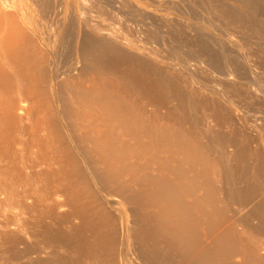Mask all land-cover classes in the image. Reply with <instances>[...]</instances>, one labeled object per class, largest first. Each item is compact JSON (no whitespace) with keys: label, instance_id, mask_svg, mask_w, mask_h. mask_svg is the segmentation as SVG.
<instances>
[{"label":"bare ground","instance_id":"1","mask_svg":"<svg viewBox=\"0 0 264 264\" xmlns=\"http://www.w3.org/2000/svg\"><path fill=\"white\" fill-rule=\"evenodd\" d=\"M71 3L69 12L75 9ZM66 4V0H0V212L9 211L7 218L0 219V264H130L132 255V260L143 264H235L231 259L235 254L243 264H264L259 252L264 246V162L257 157L264 146L262 151L261 146L252 148L247 136L239 138L234 132L229 138L220 130L228 118L222 105L234 109V77L224 75L223 80L230 83L226 86L224 82L220 91L203 87L194 77L181 74L154 48L129 42L92 19L84 28L71 26L72 31L77 28L74 37L69 33L72 43L63 38L72 44L71 61L63 65L60 37L68 35L66 30L63 34ZM225 8L214 13L228 23L235 22ZM97 15L105 16L101 9ZM72 20L70 17L75 23ZM47 24H53V35L45 31L50 27L46 29ZM121 90L126 96L131 91L130 96L138 93L143 102L134 94L136 101L150 104L152 112L175 100V109L165 115L174 116L187 108L190 119L197 123L202 111L208 125L205 121L206 127L196 130L191 124L193 138L175 126L150 121L148 125L143 113H134L129 97ZM199 93L224 103L217 100L221 108H214L220 105L196 98ZM143 105L138 106L142 111ZM196 110L200 113L193 116ZM201 117L198 120L202 121ZM114 120L120 125V135L124 130L140 135L149 131L154 138L147 143L140 138L141 143L129 147V137L124 145L127 148L119 146L122 139L116 147L119 136ZM253 127L262 131V127ZM76 128L81 131L75 137ZM88 137L96 144L91 139L87 142L95 146L77 145ZM210 146L217 150L212 166L211 162L203 164L201 157ZM126 151L144 158L150 152L148 160L159 153L165 156L155 163V174L145 173L147 164L151 165L146 161L138 176L143 158L139 156V166L123 163L121 156ZM88 162L92 166L102 163L104 169L96 170L105 171L96 174V167H89ZM125 167L133 170V176L137 171L139 194L146 207L156 210L148 214L149 220L145 217L142 226L136 225L139 229L127 220L123 196L119 195V187L126 184L120 175L124 171H119ZM212 167L216 177L211 178L208 172ZM107 171L116 173V178ZM126 190L128 194L132 189ZM137 191L134 196L139 195ZM207 239L210 241L204 245L202 241Z\"/></svg>","mask_w":264,"mask_h":264},{"label":"rangeland","instance_id":"2","mask_svg":"<svg viewBox=\"0 0 264 264\" xmlns=\"http://www.w3.org/2000/svg\"><path fill=\"white\" fill-rule=\"evenodd\" d=\"M69 1L70 0H66V3L68 4V5L66 4V6H67L66 9L69 7V5L71 3ZM71 1H72L71 5H74L75 9L73 10V12H71L72 9L70 6L69 8L71 9L70 10L71 13L68 11L69 8L67 9L68 12L66 14V17H67L66 19L68 20V18H69V20H68L69 22H67V20H65V23H66V24H64L65 29L63 30L64 31L63 34L65 33V30H66L68 35L65 33L66 34V35L64 34L65 37H63L64 35H62L60 37V39H61L60 43L62 42L61 44L63 45V47L61 45L62 52L60 55V61L62 62L63 65H65L71 61V55H70L71 49H69V48H71V46H72V44H70V43H72L71 38L74 37V33H75L76 29L78 27L80 29L84 28L87 25V22L88 21L90 22L91 21L90 19H92V22L94 20V22H97V23L99 22L103 27L111 28L114 32H116L118 35H120L122 38L128 40L129 42L135 43V44H137L141 47H144L146 49H151V47H152V50H154V49H155V51L157 50V52L159 54H161L164 59L166 58L165 59L166 61L172 62L174 67L177 70H180L181 74L194 77L200 83V85H202L203 87H206L208 89L214 90V88H215V90H217V91L222 90L223 88H221V87H223L224 82H225L226 86L230 83L229 81H227V83L229 82L227 84L226 79L223 80L224 79L223 76L226 74H231V76H233L234 80H235V81L231 82V84L233 86V91H234L232 93L233 94L232 97H233L234 104H235L234 109L232 108V110L234 112L231 110V108L229 106H226L227 105L226 103L222 102L219 99H216V101H215V99H212V101H211V100H209L210 99L209 96L207 97L202 93L196 94V98L197 97L205 98V99L209 98L207 100L211 106L214 105V102L218 103L219 101H221L220 103H224L225 106L222 105V109L224 107V111H223V112H225L224 115H226V117H228L227 120L225 121L226 123L224 122V125H221V127H220V130L221 131L223 130L222 131L223 134L226 132L224 134V136L226 135L225 137L231 138V137L236 135L235 133H237L236 136L239 138L242 135L245 137L247 136V138H249L250 141L252 140V142H250V143H253V144H250V146L254 145L253 147L257 148V149L259 148V146H261L259 149H261V151H262V148L264 146V138L262 137V135H264V131H263L264 130V0H77L79 2H77L76 0H71ZM74 1H76V2H74ZM218 5H220V7ZM88 6L90 7V9H88L89 8ZM78 7H80V8H78ZM99 8L101 9V12L104 13L105 16L99 17L97 15V12H100ZM211 8H212V10H211ZM217 8H221V9L225 8L226 10L230 11V13H232V16H234V17H232V18H234L233 21H235V22L239 21V22L235 23V22H231L232 21L231 20L228 23V21L226 22L224 19H221L217 15V13H214V12H216ZM103 9H105V10L107 9V10L103 11ZM73 14L75 17L72 16ZM70 17H71V20L73 19L72 21H75V23L70 21ZM75 18H76V20H74ZM235 18L238 20H236ZM73 24H75V25H73ZM48 25L49 24L45 25L46 29H47V27L50 26V25L49 26ZM52 25L53 24H51V26L47 30H45L50 35L51 34L53 35V33H55L54 32L55 28H52V27H54ZM66 25H70V26L67 27ZM71 26H72V28L77 27L75 29V31H74V29L72 31ZM45 28L43 27V29H45ZM50 28L52 30H50ZM69 29H70V31H69ZM71 31H72V33H71ZM69 33L73 37H71V35ZM66 37H68V38L66 39ZM63 38L66 39V41L69 40L68 42H70V43H68V42L66 43ZM69 44H70V46H69ZM200 60H201V63L199 64ZM203 61H204V63H202ZM195 64H196V66H195ZM162 77H164V76H162ZM116 87L119 89L118 84H116ZM123 89L125 90L124 87H123ZM236 89H237V91H236ZM124 90H121L122 91L121 93L123 95L125 94V93H123ZM131 92H129V93H131ZM129 93L128 94L126 93L127 96L126 95H124V96H126L127 98L129 97L128 102L130 101L129 105L131 106V109L134 111V113L139 114V116L143 115L142 117L145 120V122L147 121L146 123L148 125H150V122H151V124H153V122H155L154 125H159V124H162L165 126L168 125V127H171V128L173 126H175L176 129H179L184 134L186 133L189 136L192 135L191 136L192 138H193V133H189L190 131L194 130V129L193 130L190 129L191 124L193 126H195L196 130L202 129V128L206 127V125H208V122L204 119L203 115L201 114L202 111H200L201 113L199 111H197L198 109L200 110V108H197V110H196L197 112L195 111V113H193V116H194V114L196 115L199 112L200 114L198 115L199 117L197 116V118L200 119V117L202 115V117H201L202 121L196 119L197 123H193V120L190 119L192 117V114L190 112H188V111H190V109H187L186 107L185 108L187 109V111L184 113H182V112L185 111L186 109L183 110L182 112L177 111V113H179L177 115H179V116H177L176 114H174V116H173L172 113H168L167 115H165L166 112H169V109L176 106V104L175 105L173 104L176 102L175 100H174L175 102L172 101V103H169L167 106L165 105L164 107H161L159 109V111L157 110L159 113L157 111L152 112L151 111L152 106H147L150 104L145 103V105H143L144 103H142V105L145 106L144 109L145 110L148 109L147 111H144V109L142 111L138 107V106H141V108H142V105L140 104L142 99L139 97V94L134 92V94L137 96V98H139V100H138L134 94L132 96H130L132 93L131 94H129ZM133 96H135V97H133ZM136 100H138V101L141 100V101L138 102ZM217 100H219V101H217ZM132 101H134V102H132ZM220 103H218V104L220 105ZM136 104H138V106ZM218 104H216V105H218ZM208 107L211 108L210 106H208ZM136 108H137V110L139 109L138 110L139 112H135V111H137ZM214 108H221V105L216 106ZM172 109H175V107ZM225 109H227V111ZM214 111H216V109H214ZM228 112H229V114H228ZM141 113H143V114L141 115ZM237 113H239V114H237ZM180 114H181V116H180ZM144 116H146V117H144ZM161 117H163V118H161ZM166 117L167 118L170 117V119H167ZM180 117H182V118L185 117L184 118L185 121ZM171 118H172V120H171ZM208 119L211 120V118H208ZM228 119H230V120H228ZM167 120H168V122H167ZM114 121H111L112 124ZM205 121H206V125H204ZM84 122H83V124H84ZM171 122H172V124H171ZM180 122H181V124H180ZM99 123H100V121L98 122V124ZM196 124L198 125V127H196ZM200 124H201V126H200ZM212 124H213V122H212ZM113 125L115 128V129L113 128L114 131L117 130L116 132H118V133L115 132V134L117 136H119V140H118L117 139L118 137L115 135L116 136L115 140H118L117 141L118 144L114 141L116 144V147L119 145L120 142L126 141L124 144L122 142V144L119 145V146L124 148L128 144V142L130 141L129 137L131 138V142H129V145H127L129 147H130L131 143H132V145L134 144V146H135L141 142L147 143V141L149 142L150 140H153V138H154L153 137L154 134L153 133L151 134V132H149V131L143 132V134L140 135V134H136L135 131L133 132V130L132 131L124 130V131H121V135H120L119 130H118L120 128V125L118 124V122L116 124V121H115V124H113ZM115 125H116V127H115ZM117 125H119V126H117ZM253 125H255V127L257 129L262 127V131L260 129H258L259 131H256L254 129ZM258 125H259V127H258ZM202 126H204V127H202ZM83 127L85 128V130L88 129L87 128L88 126H86V124ZM83 127L80 129L83 130L84 129ZM230 127H231V129H230ZM211 128L213 129V127H211ZM80 129H77V128L75 129V131H74L75 137L77 136L78 132L81 131ZM128 132H130V133H128ZM133 133L135 135H133ZM132 136L135 139H133ZM257 136H259V137L257 138ZM144 137H147V138H144ZM140 138H141V140H140ZM88 139L90 140L91 138L88 137L86 139H83L82 143L80 140V141H78V144L77 143L76 144L78 146H79V143L81 145L87 146V147L93 146L94 144L92 145V143H95V141L91 139L92 143H91V141L87 142ZM77 140L78 139H76V141ZM256 142H257V145H255ZM88 144L91 146H89ZM115 144L113 143L114 146H115ZM79 147H82V146H79ZM125 148H127V147H125ZM211 148L213 149V147L210 146L208 153H206V151L204 150L205 151L204 155L205 154H207V155H205V156L202 155L204 151H202V154L200 152V155H202L201 157H203V162H205L203 164H207V165L211 164V166H212L214 161L212 162L211 160L212 159L215 160L214 156L217 153L216 152L217 150L214 151L215 148L213 150ZM229 148H231V147H229ZM123 152H125V149ZM126 152H127V153H125L126 155H124L122 153L123 155L121 156L123 163H128L127 161H129V164L131 162V164L135 163L136 166L137 165L139 166L140 160H142V158H143V160H145V161L142 160L140 162V166L138 169V176L141 172H144L145 168H142V167L144 165L146 166V163H151V165L147 164L149 167L148 166H146V167L149 169L146 168L147 171H145V173L149 172L150 174H155L156 173V170H155L156 164L159 162V160H161L163 158V156H165L164 154L159 153L158 157H160V158H158L156 155V157L158 159V161H157V160H155L156 157L154 155L153 156L155 158L150 156L151 159L150 158H149V160L147 159V155L150 154V152L148 154L144 155L146 158L141 156L143 154L136 155V156H138V158H137L134 154L131 155L129 153V151H126ZM210 152H214V154L210 153ZM209 153H210V155H208ZM160 154H161V156H160ZM84 156H85V158L87 157L88 160L87 159L86 160L89 161V157L86 155H84ZM128 156H130V157H128ZM139 156H141L142 158L140 157L141 158L140 159ZM133 157L137 158L138 160L134 159ZM257 157L259 159H261L262 162H264V152L263 151H262V154L260 155V157L259 156H257ZM125 158H126V160H125ZM152 159H153V161L155 160L153 163H152V161H150ZM205 159L206 160L208 159L209 161L208 160L206 161ZM133 161H135V162H133ZM148 161H150V162H148ZM209 162H211V163L209 164ZM94 164L95 165L92 166L89 163V167H91V166H92V168L96 167L94 169L96 172L98 171L97 173L95 172L96 174L105 171V170H103V171L96 170V169H98L97 167H100L99 169H101V167L104 169V166L102 165V163H98V166L96 165L97 163H94ZM141 165H143V166H141ZM140 167L143 171L140 170ZM213 167L210 168L211 170L209 168L207 170V171L210 170L208 173L210 174L211 178L216 177L214 174L216 172H211V171H213ZM125 168H126V171H125ZM125 168H124V170L123 169L120 170L119 173H122L123 171L126 172V173L123 172L122 174H120L122 176V180H124V182L126 181V184L125 183L121 184L120 176L119 177L117 176L118 177L117 179H119L120 184H121V187H119L120 188L119 191L121 190L122 192L121 191L119 192L116 190L115 191L117 193L119 192L120 194L119 193L118 194L123 196V197L128 195V196H126V197H128L126 200H128V201H129V199H130V201L134 200L132 202L135 203V201H136L137 204H138V202H140V205H142L145 208V210H143L144 208L142 206H140L139 204L138 205L137 204L134 205V203L130 204L129 203L130 201L127 202L126 200H124L125 197L124 198L122 197V201H124V202H122L124 204L122 206H124L123 208L126 209L125 210L126 211L125 216L128 218L127 220H129V222L131 221L132 225L135 227H136V225L139 226V224H140V226H142L141 225L142 221H143V223H145V220H144L145 217H147L146 219L149 220L148 214H150L151 211H154L155 208L146 207L144 198L141 196V194H139L140 193L139 185L135 184L140 179L137 176V171L135 170L136 172H133V174L135 176L134 177L131 173L133 170L129 169L128 167H125ZM151 168L154 169V171ZM112 169H114V168H112ZM127 169H129V171L130 170L131 171L129 172ZM114 171H115V169H114ZM109 172H112V173H109ZM109 172H108L109 175L113 174V175H115V178H116V173H114L113 171H109ZM127 172H128V174H127ZM119 173H117V175ZM130 173L132 176H129ZM135 173H136V175H135ZM136 178L138 179V181ZM131 179H132V181H130ZM127 184L129 187L126 186ZM98 186H101V185L99 184ZM130 186H132V187L130 188ZM137 186H138V188H137ZM126 188H128V189L126 190ZM129 188L132 190L129 191L128 194H126L124 192V190H126V192H128V190H130ZM138 189H139V191H137V193L139 195L134 196V194L136 193V190H138ZM112 192L115 193L114 191H112ZM130 193H132V195ZM129 195L135 197V199L131 198V196L129 198ZM116 197H118V196H116ZM127 208H129V209H127ZM131 209H132L133 213H132ZM136 209H137V213H136L137 215L139 213H143V215H147V216H144V218H143L142 214H139L137 216L136 214H134V212H136ZM129 211H130V213H129ZM2 212L3 211L0 212L1 214H3V215L0 214V219L1 218L3 219V217H5V214L7 212L9 214L8 210L4 213H2ZM144 212L145 213L147 212V214H145ZM131 213H132V216H131ZM152 213H154V212H152ZM10 215H12V212ZM10 215H8V219L11 217ZM140 215H142V216H140ZM139 216L141 217V219L139 218ZM236 216L240 217L241 214L238 212ZM129 217H130V219H129ZM5 218H7V217H5ZM135 222H136V224H135ZM227 223H229V221ZM225 224L226 223H224L223 226ZM223 226L220 229H222ZM136 228L139 229V227H136ZM236 228H239L238 230H241L240 225H238ZM259 237L261 238V236H257V238H259ZM249 238H247L248 241H250ZM134 241H135L134 245L137 246V244H135V243H137L135 239H134ZM209 241H210V239H207V240H205V242L202 241V243H204V245H206L209 243ZM122 248L124 249V245L122 246ZM261 248L263 249L264 246ZM261 248L259 249V252L264 255V252ZM123 249L121 251L124 254L125 250H123ZM132 256L134 257V255H132ZM133 257L130 258V260H131V262L129 261L130 264H133V262H135L134 264H139L140 262H141V264H143L142 261H139V259L134 258L135 261L132 260ZM231 259H232L233 263L235 262V264H237V262H238V264H243L241 262L242 258L238 254L237 255L235 254V256H233V258H231Z\"/></svg>","mask_w":264,"mask_h":264}]
</instances>
